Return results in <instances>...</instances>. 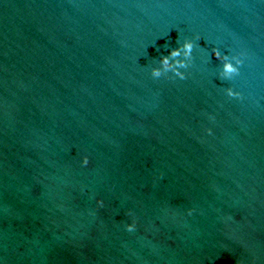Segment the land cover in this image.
<instances>
[{
  "label": "water",
  "instance_id": "obj_1",
  "mask_svg": "<svg viewBox=\"0 0 264 264\" xmlns=\"http://www.w3.org/2000/svg\"><path fill=\"white\" fill-rule=\"evenodd\" d=\"M0 259L264 264V2L0 0Z\"/></svg>",
  "mask_w": 264,
  "mask_h": 264
},
{
  "label": "clouds",
  "instance_id": "obj_2",
  "mask_svg": "<svg viewBox=\"0 0 264 264\" xmlns=\"http://www.w3.org/2000/svg\"><path fill=\"white\" fill-rule=\"evenodd\" d=\"M199 39L198 34L191 37L183 36L182 38H178L174 47H169L166 53H160L158 58H155L154 62L148 68L150 76L154 79H185L186 73L193 62V49L198 47L196 41ZM211 56H214L220 62L217 71L218 78L231 81L240 74V68L244 62L243 52H222L218 47L213 46L211 48ZM223 91L228 97H241V92L232 86L225 87ZM208 131L210 132V129ZM80 164L85 167L89 164L87 155L80 157ZM96 204L99 207H103L104 201L97 199ZM191 211V209L187 210L189 215H191ZM129 216L131 217L130 221L125 223L123 227L128 233H133L137 227L136 218L131 211H129ZM0 264H4L2 259H0Z\"/></svg>",
  "mask_w": 264,
  "mask_h": 264
}]
</instances>
